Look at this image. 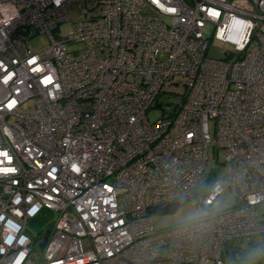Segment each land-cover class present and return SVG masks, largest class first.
<instances>
[{
  "label": "built area",
  "instance_id": "built-area-1",
  "mask_svg": "<svg viewBox=\"0 0 264 264\" xmlns=\"http://www.w3.org/2000/svg\"><path fill=\"white\" fill-rule=\"evenodd\" d=\"M187 200L203 214L154 229ZM263 204L264 0H0V264H226L264 245Z\"/></svg>",
  "mask_w": 264,
  "mask_h": 264
},
{
  "label": "rangeland",
  "instance_id": "rangeland-1",
  "mask_svg": "<svg viewBox=\"0 0 264 264\" xmlns=\"http://www.w3.org/2000/svg\"><path fill=\"white\" fill-rule=\"evenodd\" d=\"M68 13L70 17V21L64 23L60 27L61 33H66L68 28L71 26L72 22H77L80 20V8L78 4L71 5L68 8ZM212 27L208 26L205 29L204 34L209 36L211 34ZM32 31H35L34 29ZM49 41L45 34H37L33 36L31 39L27 40V46L33 51H39L45 48L48 45ZM67 47L70 50H76L83 47L82 43H74L69 42L67 43ZM233 50V46L229 43L220 42L217 40L212 39L208 48V56L211 58L221 59L225 58L229 51ZM160 58L165 59V55H161ZM184 86L182 84L175 86H171V90L174 92L182 91ZM172 96L163 95L162 100L168 101ZM31 105V101L27 103L26 107ZM161 114L160 109L156 108L150 111L149 119L151 121L155 120ZM207 173L215 174L216 179H226V168L225 164L223 163V154L221 151L218 152L216 148H209L208 149V163L206 167ZM237 204V201L233 195L229 194V189L226 187L221 192V194L217 198V203L215 205V211H221L228 208H231ZM188 210H198L195 205L192 204L191 201L187 200L182 202L176 210L173 212H166V213H152L151 219L152 224L155 230L165 229L172 227L176 224L182 223V217L186 214ZM259 211H264V204L258 207ZM201 216L203 214V210H198ZM205 213V211H204ZM45 225V222H31L30 223V230L32 232L39 231L42 229L41 226ZM254 241L251 243L247 242H240L237 243V248L246 255V258L241 260H236L231 257L229 254L224 253L223 258L226 264H264V245L259 240V237H254ZM167 252V250H166ZM259 252L258 256L253 257L252 253Z\"/></svg>",
  "mask_w": 264,
  "mask_h": 264
},
{
  "label": "water",
  "instance_id": "water-1",
  "mask_svg": "<svg viewBox=\"0 0 264 264\" xmlns=\"http://www.w3.org/2000/svg\"><path fill=\"white\" fill-rule=\"evenodd\" d=\"M179 203H173L164 207H157L151 211V213H166L173 212L178 208ZM227 253L236 260H240L243 257V252L240 250L229 248L227 249Z\"/></svg>",
  "mask_w": 264,
  "mask_h": 264
},
{
  "label": "clouds",
  "instance_id": "clouds-1",
  "mask_svg": "<svg viewBox=\"0 0 264 264\" xmlns=\"http://www.w3.org/2000/svg\"><path fill=\"white\" fill-rule=\"evenodd\" d=\"M200 215L198 210H188L186 214L182 217V222H187L196 219ZM259 252L252 253V256H258Z\"/></svg>",
  "mask_w": 264,
  "mask_h": 264
},
{
  "label": "trees",
  "instance_id": "trees-1",
  "mask_svg": "<svg viewBox=\"0 0 264 264\" xmlns=\"http://www.w3.org/2000/svg\"><path fill=\"white\" fill-rule=\"evenodd\" d=\"M35 221L36 222H42V219L40 217H38V218L34 219L32 222H35ZM243 258H246V255L245 254H243V257L241 259H243Z\"/></svg>",
  "mask_w": 264,
  "mask_h": 264
}]
</instances>
